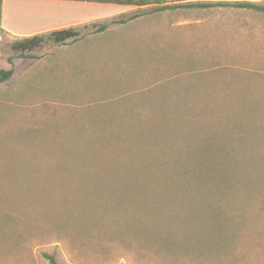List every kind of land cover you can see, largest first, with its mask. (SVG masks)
Returning a JSON list of instances; mask_svg holds the SVG:
<instances>
[{"label":"rangeland","instance_id":"374dc122","mask_svg":"<svg viewBox=\"0 0 264 264\" xmlns=\"http://www.w3.org/2000/svg\"><path fill=\"white\" fill-rule=\"evenodd\" d=\"M149 11L0 30V264H264V14Z\"/></svg>","mask_w":264,"mask_h":264},{"label":"trees","instance_id":"16d2710c","mask_svg":"<svg viewBox=\"0 0 264 264\" xmlns=\"http://www.w3.org/2000/svg\"><path fill=\"white\" fill-rule=\"evenodd\" d=\"M171 1L155 0L150 13L160 14L175 10H211L216 8L246 9L264 14V7L250 3H188L168 5ZM145 5L139 6L144 8ZM130 7L103 4L78 5L72 2L55 3L34 0H0V30L16 36L20 41L11 46L12 51L27 57L43 46L47 40L64 45L78 37L76 26L94 20L110 18L124 13ZM10 10L16 11L10 12ZM138 16H134L136 18ZM120 23L124 24L123 19ZM95 26V25H94ZM106 25L100 27L104 32ZM48 35V38L47 36ZM12 64V59L9 60ZM14 70L0 71V83L10 79ZM50 264H59L54 256L45 255Z\"/></svg>","mask_w":264,"mask_h":264},{"label":"crops","instance_id":"0c3cea01","mask_svg":"<svg viewBox=\"0 0 264 264\" xmlns=\"http://www.w3.org/2000/svg\"><path fill=\"white\" fill-rule=\"evenodd\" d=\"M10 1L13 2V0H10ZM23 1H25V0H23ZM34 1L52 2V3L53 2H55V3L72 2V3H76L78 5H88V4L97 3V4L108 5V6H127V7H130L129 9H127L124 13H122L120 15L118 14V15L112 16L110 18H105V19H101V20H94L93 22H90L91 24H94L97 21H107V20L114 21V19H116L117 17L122 18V16H124L127 13H134V12H139V11L148 10V9L151 11V9L153 8V5L155 3V0H34ZM166 1H171L168 3V5L188 4V3H216V2H223L224 1V2H230V3H250V4H256V5L264 7V0H166ZM141 5H145L144 8H140L139 6H141ZM216 9H219V8H216ZM237 10L245 11L246 9H237ZM10 12L15 13L16 11L10 10ZM164 13H166V12H164ZM155 15H159V14H155ZM134 16H137V14H134ZM121 20L122 19H120V21ZM90 23H88V24H90ZM84 25H86V24H84ZM78 26H76V28Z\"/></svg>","mask_w":264,"mask_h":264}]
</instances>
